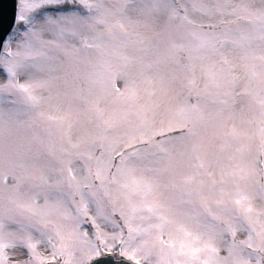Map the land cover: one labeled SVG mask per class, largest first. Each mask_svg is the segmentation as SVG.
Returning a JSON list of instances; mask_svg holds the SVG:
<instances>
[{
	"label": "snow or ice",
	"instance_id": "1",
	"mask_svg": "<svg viewBox=\"0 0 264 264\" xmlns=\"http://www.w3.org/2000/svg\"><path fill=\"white\" fill-rule=\"evenodd\" d=\"M0 264H264V0H0Z\"/></svg>",
	"mask_w": 264,
	"mask_h": 264
}]
</instances>
